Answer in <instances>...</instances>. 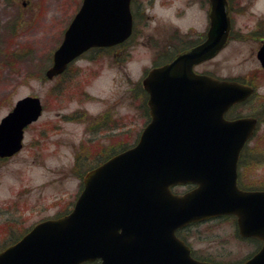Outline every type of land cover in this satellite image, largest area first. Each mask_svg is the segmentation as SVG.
<instances>
[{
	"label": "water",
	"instance_id": "1",
	"mask_svg": "<svg viewBox=\"0 0 264 264\" xmlns=\"http://www.w3.org/2000/svg\"><path fill=\"white\" fill-rule=\"evenodd\" d=\"M130 0H82L66 27L48 78L90 47L126 39L132 26ZM207 39L171 62L151 69L142 84L150 121L137 143L89 170L71 211L35 224L0 252V264H212L191 257L175 230L221 214L237 217L241 236L262 246L241 264H264V190L236 184L239 152L256 119L224 118L251 88L198 74L192 66L213 56L230 27L227 0H210ZM264 66V43L257 52ZM42 111L40 98L26 95L0 119V156L22 145L23 128ZM192 182L175 194L170 187Z\"/></svg>",
	"mask_w": 264,
	"mask_h": 264
},
{
	"label": "rangeland",
	"instance_id": "2",
	"mask_svg": "<svg viewBox=\"0 0 264 264\" xmlns=\"http://www.w3.org/2000/svg\"><path fill=\"white\" fill-rule=\"evenodd\" d=\"M81 1L0 0V118L25 95L38 96L43 104L41 116L25 128L21 150L0 159V249L36 222L69 209L80 189V172L120 145L134 144L145 124L141 79L159 58L158 45L146 36L154 20L144 24L138 19L135 34L123 46L86 52L63 75L44 77ZM136 1L155 4L143 10L181 26L195 17L193 13L201 16V11L193 9L190 17L178 18L175 8L205 2ZM228 4H247L230 12L233 38L196 68L220 77L253 76L257 85L253 100L261 103L264 71L256 68L257 38L251 31L264 17V0H229ZM261 26L258 34L264 33V23ZM258 114L261 121L240 170L244 184L251 186L264 184V114ZM184 189L175 188L179 193ZM181 234L195 256L222 264L245 259L257 246L237 236L231 216L192 224Z\"/></svg>",
	"mask_w": 264,
	"mask_h": 264
},
{
	"label": "flooded vegetation",
	"instance_id": "3",
	"mask_svg": "<svg viewBox=\"0 0 264 264\" xmlns=\"http://www.w3.org/2000/svg\"><path fill=\"white\" fill-rule=\"evenodd\" d=\"M229 1V0H228ZM203 3V2H202ZM155 4H137L136 0H130V11H131V17H132V29H131V35L132 37L135 32H136V25H137V20L141 19L144 24H147L148 21L154 20L155 23L153 25V28L151 29V32L147 33L146 36L148 39L154 40L156 44L158 45V55L159 58L157 62L154 64V67H160L164 65L165 63L171 62L174 60L178 55L181 53H184L194 47L195 45H198L199 43L203 42L204 40L207 39L208 36V30L210 27V17H209V12H210V4L208 0H205L204 4H181L178 5L175 8L174 14L178 18H182L184 16L190 17L191 10L196 9L201 11V16H197L196 13H193L195 17L192 20H187L190 21L183 26L180 24H173L172 22L159 18L155 16V14H149L145 12L143 9L154 7ZM162 6H165L167 4H161ZM171 5V4H170ZM245 5L247 4H226V9L229 14V19H230V29L228 32L227 36V41L231 38H233V23L231 20L230 12L232 11L233 8L237 9L238 11H241L245 9ZM249 5V4H248ZM252 5V4H250ZM186 18V17H185ZM146 19V20H145ZM264 23V17H259L256 26L252 29V35L253 38H257V44L255 47V58L257 60L256 68L259 71H264V66L260 63V61L257 59L256 55L261 47L263 41H264V33L258 34L261 31V25ZM242 37L243 34H240ZM129 37V39H130ZM161 41H165V43L161 44ZM124 44V43H123ZM121 44L120 46H123ZM223 47H221L212 57H214ZM82 57V56H81ZM212 57L208 58L211 59ZM80 58V57H79ZM202 60L198 63H195L193 65V69L196 72H203L206 74H210L215 77H220L217 75H213L210 72L207 71H198L197 66L201 65V63L205 62L206 60ZM248 75V74H247ZM233 75L231 77H223L226 79L234 80L237 81L241 84L248 85L253 88V91L251 95L247 96L246 98L239 100L235 103H233L226 111H225V117L227 119H236V118H241V117H255L257 119H260V116L258 112L264 114V101L261 103L253 100V98L257 95V85L255 82L252 80L253 76L250 75ZM256 98V97H255ZM148 113V111H147ZM149 117V113H148ZM141 131V130H140ZM140 131L138 132L137 135H139ZM249 139L242 147L240 153H239V164L240 160L244 158L245 154H250L249 152ZM242 173L240 172V169L238 167V180L241 179ZM206 221V220H205Z\"/></svg>",
	"mask_w": 264,
	"mask_h": 264
},
{
	"label": "trees",
	"instance_id": "4",
	"mask_svg": "<svg viewBox=\"0 0 264 264\" xmlns=\"http://www.w3.org/2000/svg\"><path fill=\"white\" fill-rule=\"evenodd\" d=\"M11 57H13L14 56V52L12 51L11 52ZM13 59H14V57H13ZM142 90V89H141ZM145 95V94H144ZM145 110H146V105H145ZM123 148V147H122ZM114 150H111V152H113ZM106 156H108V154L106 155ZM85 171V170H84ZM81 174L83 173V172H80ZM80 174V175H81ZM247 186V185H246ZM247 188H264V184L263 185H260V186H251V185H248V187ZM60 215V214H59ZM179 237H181L182 239L184 238V236L181 234H179ZM209 261V260H208ZM82 264H99V262L98 261H90V262H84V263H82Z\"/></svg>",
	"mask_w": 264,
	"mask_h": 264
}]
</instances>
